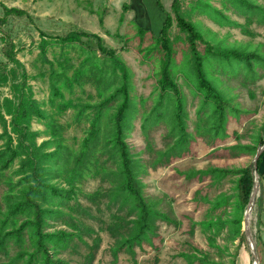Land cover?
<instances>
[{
	"label": "trees",
	"instance_id": "obj_1",
	"mask_svg": "<svg viewBox=\"0 0 264 264\" xmlns=\"http://www.w3.org/2000/svg\"><path fill=\"white\" fill-rule=\"evenodd\" d=\"M221 1L223 4L219 7L212 0H197L189 11H184L182 1L174 0L173 11L191 52L182 70L196 93L202 95L203 105L211 110L206 120V127L209 125L207 132L215 131L225 136L229 108H236L233 98L219 88L209 73L207 63L217 58L219 64L230 67L234 73L240 70L236 65L242 66L247 78L244 82L248 85L257 83V79L264 76L259 74L264 67V52L261 45L253 46L252 41L225 44L223 40L216 39L213 42L211 38H205L194 17L204 14L222 27L240 28L244 34L255 37L250 24L264 26V3L257 0ZM159 4L163 8L160 1ZM4 7L6 16L25 13L18 6ZM129 7L125 6L127 10ZM230 9L246 17L247 23L228 14ZM100 21L105 26L103 15ZM173 25L174 19L169 15L160 37L153 35L156 39L153 50L158 48L161 52L157 77L160 98L151 113L145 114L143 128L147 130L153 119L157 124L165 117L164 112H158L164 98L169 97L172 103L169 116L173 128L171 134L176 139L163 149L155 150L149 145L152 153L145 161L139 153L132 151L127 141L134 104L130 68L118 51L106 44L102 35L75 30L57 36V43L63 47L61 53L55 52L54 58L49 56V50L55 38H46L48 35H45L39 59L46 65L45 72L41 74L50 80L48 101L36 98L29 82L32 75L25 63L14 52L8 51L9 59L22 71L19 73L14 68L12 75L3 72L5 75L0 78V84L10 86L12 92L0 100V126L4 129L1 137L5 140L0 147V178H5L2 180L7 186L4 202L0 200V264H72L65 254L72 255L71 258L81 256L82 264H92L104 242V234L113 240L109 264H118L120 253L136 256V246L142 249L146 243L154 246L152 239L160 229L158 221L178 225L170 210L160 207V198L146 195L143 180V175H148L150 169L170 165L193 150L191 133L187 128L185 97L173 75L175 49L170 36ZM138 32L143 39L148 31L139 26ZM85 38H94L95 44ZM197 41L206 45L205 52L199 50ZM76 44L84 54L79 64H75L68 52V47ZM145 49L148 53L150 47ZM87 84L96 87L97 101L72 96L76 87L84 88ZM71 109L76 112V123L88 124L78 146L68 141L65 124L60 120ZM110 109L113 111L109 112ZM35 120L42 122L45 129H35ZM41 136L45 139L39 142ZM263 144L264 138L258 135L254 142L232 148L256 155ZM263 162L264 153L258 161L259 169ZM199 174L201 177L210 176L217 184L232 174H238L237 200H229L230 195L221 193L209 201L212 210L223 208L227 215L223 217L220 214L215 219L211 217L202 222L203 229L213 232V236H209L211 247L220 253L224 248L217 243L215 230L227 229L230 240L247 239L243 222L254 188V165L238 169L210 166L197 170L194 167L187 170L186 177L191 179ZM260 175L262 181L264 172L261 169ZM88 178L100 179L110 186L101 185L86 191L83 186ZM81 198L92 205H85ZM104 202L106 210L111 212L110 217L93 212V206L102 212L101 204ZM232 204L233 211L229 212L228 207ZM87 219L98 220L99 226ZM180 255L190 263L225 264L200 248ZM231 264H237L236 259Z\"/></svg>",
	"mask_w": 264,
	"mask_h": 264
},
{
	"label": "rangeland",
	"instance_id": "obj_2",
	"mask_svg": "<svg viewBox=\"0 0 264 264\" xmlns=\"http://www.w3.org/2000/svg\"><path fill=\"white\" fill-rule=\"evenodd\" d=\"M161 2L162 6L159 4ZM0 0V78L8 73L12 75V69L16 68L20 73L21 67L13 63L8 56V51L14 52L26 65L30 74L36 98L40 101H48L51 95L50 80L43 76L46 65L42 64L40 58L41 42L46 38L54 40L49 50V56L54 58L55 52L61 53L62 45L57 43V36L66 35L75 30H85L102 35L106 44L118 51L122 61L130 68L131 73V95L133 97V109L131 118V130L128 129L127 141L132 151L139 153L143 160L151 156L149 145L155 150L166 148L174 139L171 130L172 122L169 118L172 107L170 98H164L158 113H165V117L159 122L150 124L145 130V114L151 113L160 98V89L157 85V77L160 71L161 52L156 46L153 35L160 37L166 25L168 16L174 19L170 36L174 40V70L173 75L181 85L185 97L186 121L188 131L191 133L190 140L193 144L191 153L178 158L170 165L161 166L158 169H150L148 175H143L146 183V195L152 198H160V207L170 210L176 218L178 225L158 221L159 233L153 237L154 246L147 243L144 248L135 247L136 256L120 253L118 264H201L188 262L180 254L193 248H200L205 253H210L211 258L222 261L225 264H254V258L248 239L230 240L227 229L215 230L217 243L224 250L218 253V249L211 247L209 236L212 231L203 229L202 222L220 214H227L221 209L212 210V203L219 194L230 195L232 201L237 200V177L238 174L228 176L222 183L217 184L210 176L200 179L195 176L191 179L186 177V172L191 168H208L210 166L229 167L232 169L245 168L254 165L255 155L235 150L232 146L254 142L255 136L264 138V67L259 74L262 78L257 83L245 84L247 81L245 70L236 65L240 70L235 74L230 67L219 64L217 58L207 63V69L215 79L220 89L225 91L234 100V106L229 108L227 115L226 135L218 132H207L208 114L210 108L203 105L202 95L196 93L193 85H190L186 73L182 70L191 57L190 46L185 40V33L180 32L177 24L176 13L173 11L174 0ZM184 11H189L197 0H181ZM215 5L222 6V1L212 0ZM263 2L264 0H257ZM5 5L18 6L25 13H13L6 16ZM126 5H130L128 10ZM200 11V10H199ZM198 11V13H199ZM236 19L247 23L246 17H241L234 9L228 12ZM101 15L105 18V26L101 24ZM194 20L199 23L200 30L205 38L223 40L225 44L235 42H253V46L261 45L264 52V26L251 23L250 28L255 37L246 35L240 28L222 27L204 14H196ZM146 28L147 33L141 39L138 27ZM51 37H50V36ZM85 40H89L86 39ZM95 44V39L89 40ZM198 42L200 51L205 52L206 45ZM218 44V43H217ZM10 47V48H9ZM150 47V50L147 51ZM68 52L73 56L75 64H79L84 57L79 44L68 47ZM206 55V54H205ZM9 63V65H7ZM235 67V68H236ZM12 95L10 86L0 84V100ZM71 94L68 92V96ZM73 97L95 102L99 99L98 91L92 84L86 87H76ZM110 109L109 112H112ZM75 110H69L60 120L65 124L66 137L71 144H79L84 137L87 122L76 123ZM107 116L104 117L106 120ZM35 129L44 130L45 125L39 120L33 123ZM64 130V131H65ZM4 129L0 126V147L5 140L1 135ZM215 135L219 136L215 138ZM45 136L39 137L42 142ZM78 146V145H77ZM101 148V146L99 147ZM10 173V171H9ZM255 174V172H254ZM240 176V175H239ZM5 178H0V200L4 202V194L7 186ZM104 185L110 186L100 179L88 178L83 188L86 191L95 190ZM258 198L250 217V229L254 235L256 248L260 257V264H264V211L259 214V198L263 195V186L260 185ZM263 199V196H262ZM85 205H92L85 198H81ZM235 204V202H234ZM228 207L229 212L233 206ZM96 214L100 213L110 217L111 212L106 210L105 202L101 204L102 212L97 206H93ZM264 207V202H263ZM115 210V209H114ZM260 218V222H259ZM89 223L99 226L98 220L87 219ZM63 224V223H62ZM61 225V224H60ZM64 226V225H62ZM113 240L104 234V242L92 264H109L112 257L110 247ZM72 264H82L81 256L72 257ZM82 262H84L82 260ZM210 264V263H208Z\"/></svg>",
	"mask_w": 264,
	"mask_h": 264
},
{
	"label": "water",
	"instance_id": "obj_3",
	"mask_svg": "<svg viewBox=\"0 0 264 264\" xmlns=\"http://www.w3.org/2000/svg\"><path fill=\"white\" fill-rule=\"evenodd\" d=\"M263 153H264V144L258 148V151L255 155V159H254V172H255L254 188H253V192L251 194L250 201H249L247 208H246V211H245V217H244V222H243V230L247 236V239L249 241V244H250V247L252 250L253 258L255 261L254 264H260V257H259V254H258V251L256 248L254 235L250 229V217H251V213H252V210L254 208V205L256 203V199H257L258 192H259L260 185H261V175H260V169H259L258 161H259V159Z\"/></svg>",
	"mask_w": 264,
	"mask_h": 264
},
{
	"label": "crops",
	"instance_id": "obj_4",
	"mask_svg": "<svg viewBox=\"0 0 264 264\" xmlns=\"http://www.w3.org/2000/svg\"><path fill=\"white\" fill-rule=\"evenodd\" d=\"M219 166V165H218ZM221 167V166H220ZM209 168V167H208ZM208 168H196L197 170L198 169H200V170H205V169H208ZM260 169H261V171H263L264 172V162H263V164H262V166L260 167ZM199 177H200V179H204V178H206V176H204V177H201L200 176V174L198 175ZM213 180V179H212ZM261 186H263L262 188H263V199H262V196L259 198V201H260V203H258V205H260V208H259V211H260V213L259 214H262V212L264 211V207H263V202H264V179L261 181ZM261 188V187H260ZM257 198H258V196H257ZM257 200V199H256Z\"/></svg>",
	"mask_w": 264,
	"mask_h": 264
}]
</instances>
